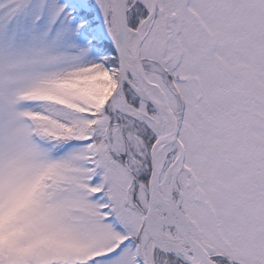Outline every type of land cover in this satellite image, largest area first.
<instances>
[{
  "label": "snow or ice",
  "instance_id": "6c2138e0",
  "mask_svg": "<svg viewBox=\"0 0 264 264\" xmlns=\"http://www.w3.org/2000/svg\"><path fill=\"white\" fill-rule=\"evenodd\" d=\"M0 264H264V0H0Z\"/></svg>",
  "mask_w": 264,
  "mask_h": 264
}]
</instances>
